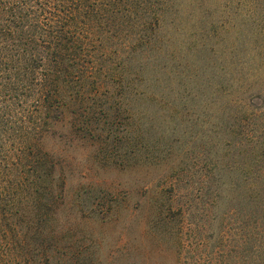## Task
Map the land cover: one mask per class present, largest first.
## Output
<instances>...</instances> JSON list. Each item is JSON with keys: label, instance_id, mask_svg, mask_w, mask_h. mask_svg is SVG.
Returning <instances> with one entry per match:
<instances>
[{"label": "trees", "instance_id": "16d2710c", "mask_svg": "<svg viewBox=\"0 0 264 264\" xmlns=\"http://www.w3.org/2000/svg\"><path fill=\"white\" fill-rule=\"evenodd\" d=\"M189 101L195 124L216 108L199 199L221 213L219 264H264V0H0V264L56 257L59 124L108 130L117 159L120 133L142 139L162 110L183 130Z\"/></svg>", "mask_w": 264, "mask_h": 264}, {"label": "rangeland", "instance_id": "374dc122", "mask_svg": "<svg viewBox=\"0 0 264 264\" xmlns=\"http://www.w3.org/2000/svg\"><path fill=\"white\" fill-rule=\"evenodd\" d=\"M256 104L262 106L261 100ZM175 106L187 112L183 130H164L162 110L153 120L157 130L142 139L136 130L120 133L128 136L117 143V159L103 150L113 145L104 139L108 130L92 135L94 130L59 124L51 132L45 148L54 152L65 178L51 264H219L221 213L212 203L204 209L199 199L213 194V179L208 191L202 175L205 162L214 161V141L200 125L218 122L212 120L216 108L205 105L211 117L195 124L203 120V108L194 101ZM206 148L211 149L208 159L202 152Z\"/></svg>", "mask_w": 264, "mask_h": 264}]
</instances>
